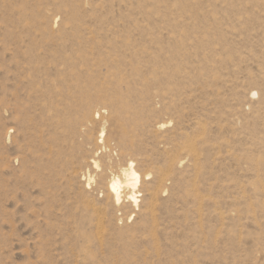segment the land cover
I'll return each mask as SVG.
<instances>
[{
	"label": "rangeland",
	"instance_id": "374dc122",
	"mask_svg": "<svg viewBox=\"0 0 264 264\" xmlns=\"http://www.w3.org/2000/svg\"><path fill=\"white\" fill-rule=\"evenodd\" d=\"M121 128L186 151L154 223L85 188ZM0 264H264V0H0Z\"/></svg>",
	"mask_w": 264,
	"mask_h": 264
},
{
	"label": "bare ground",
	"instance_id": "6f19581e",
	"mask_svg": "<svg viewBox=\"0 0 264 264\" xmlns=\"http://www.w3.org/2000/svg\"><path fill=\"white\" fill-rule=\"evenodd\" d=\"M90 105V104H89ZM83 106V105H82ZM81 106V107H82ZM88 106V104H87ZM86 106V107H87ZM113 106V105H112ZM79 107V106H77ZM84 107V106H83ZM111 107V106H110ZM114 107V106H113ZM116 107V106H115ZM70 108V107H69ZM80 108V107H79ZM88 108V107H87ZM90 109V108H89ZM112 109V108H111ZM123 109V108H122ZM72 111V109H70ZM69 110V111H70ZM76 110V109H75ZM81 110V109H79ZM115 110V109H114ZM125 110V109H124ZM127 111V110H126ZM80 112V111H78ZM76 111V113H78ZM84 112V110H83ZM113 112V111H112ZM72 113V112H70ZM128 113V112H127ZM126 113V114H127ZM60 114V113H59ZM58 114V117H59ZM80 114V113H79ZM77 114V116L79 115ZM89 114V113H88ZM67 115V113H66ZM65 115V116H66ZM73 115V114H71ZM70 115V116H71ZM83 115V114H82ZM81 115V116H82ZM112 115H114L112 113ZM116 115V114H115ZM61 116V115H60ZM69 116V115H68ZM67 116V117H68ZM86 116V115H85ZM66 117V119H67ZM90 117V116H89ZM56 118V116H55ZM62 118V116H61ZM79 118L80 115H79ZM132 118V117H131ZM57 119V118H56ZM65 118H62V120ZM72 119L74 120L73 116ZM71 119V120H72ZM82 119V118H81ZM83 119H84V115H83ZM82 119V120H83ZM89 119V118H88ZM125 119V118H124ZM128 119V117L126 118ZM69 120V119H68ZM87 120V119H86ZM91 120V119H90ZM131 120V119H130ZM129 120V121H130ZM59 121V120H58ZM128 121V120H126ZM66 122V121H64ZM71 122V121H70ZM75 122V120H74ZM80 122V121H79ZM131 122V121H130ZM54 123V122H53ZM56 123H59L56 121ZM134 123V122H133ZM75 124V123H74ZM77 124V123H76ZM79 124V123H78ZM88 124V123H86ZM132 125V123H130ZM58 125V124H57ZM66 125V123H65ZM70 125V124H69ZM68 125V127H70ZM80 125V124H79ZM83 125V124H82ZM90 125V124H89ZM124 125V123H123ZM135 125V123H134ZM54 126V125H53ZM52 126V127H53ZM61 126V124H60ZM59 126V128H60ZM63 126V125H62ZM85 126V124H84ZM65 127V126H64ZM72 127V126H71ZM76 127V126H75ZM74 127V128H75ZM66 128V127H65ZM79 128V127H78ZM62 129V128H61ZM72 129V128H71ZM86 129V128H85ZM89 129V128H88ZM118 129V128H116ZM121 132L123 136L122 142L120 144L117 145V148H113L111 146V140L106 137L105 135H102V140L100 141L98 138L97 140L100 141L101 146L97 147L98 151L100 150V154H102L98 160H94V157H91L92 159H88L90 160L89 163L90 165L93 166L94 169H96L99 173H100V178L98 181H96L94 183L93 181V177H90L89 174L87 175L85 181V188L87 190H91L99 192L102 194V196L100 197H104L107 201H109L107 204L109 205L110 208H112L114 210L115 213L121 212L119 215L121 216H125L126 219H131L132 221H134L137 216L140 217L142 219V217L144 216L146 219L150 220L152 223L155 222V210H156V201L158 200L159 195L162 193H167L168 191V187L166 186V182L168 181H172V183L174 182V184H178L177 179H172L171 178V174L172 172L180 165L182 164V155L185 154V149L183 148L182 150L180 149H175L174 151L171 150L174 155L171 156L170 160L166 161V164L164 165V168L161 169L159 171L158 169V173L157 176L151 177L150 173H145L144 175H141L139 173V171L136 169L135 166V162L133 161V158L131 160V158L127 159L126 161H124L122 164H118L119 161L115 160L112 158V152L114 153V151L117 149V152H120L121 154L124 155V153L126 151H128L130 148H132V146H130V141L128 138V135H126V132L123 128H121ZM55 131H57L56 129H54ZM59 130V129H58ZM75 130H73L74 132ZM81 131V129H80ZM79 131V132H80ZM86 131V130H85ZM129 131V130H128ZM133 131V130H132ZM62 132V131H61ZM69 133V131H67ZM78 132V131H77ZM82 132V131H81ZM66 133V132H65ZM76 133V132H75ZM131 133V130H130ZM134 133V131H133ZM85 134V133H84ZM102 134V133H101ZM71 135V134H70ZM74 135V134H73ZM72 135V136H73ZM134 135V134H133ZM136 135V133H135ZM68 136V135H66ZM65 136V137H66ZM76 136V135H75ZM80 136V134L78 135ZM83 136V135H82ZM131 136V135H130ZM71 137V136H70ZM77 137V136H76ZM76 137H74L72 140H74ZM118 137V136H116ZM134 138V137H133ZM132 138V139H133ZM64 139V137H63ZM69 139V137L67 138ZM65 139V140H67ZM87 139V138H86ZM131 139V138H130ZM137 139V138H136ZM61 140V139H60ZM64 140V141H65ZM79 140V139H77ZM63 141V140H61ZM70 141V139H69ZM82 141V140H81ZM117 141V140H116ZM119 141V138H118ZM60 142V141H59ZM68 142V141H67ZM133 142V141H132ZM131 142V143H132ZM80 143V141H79ZM114 143V142H113ZM60 144H62L60 142ZM68 145V143H66ZM75 144V143H74ZM93 144V143H92ZM98 144V143H97ZM65 145V144H64ZM66 145V146H67ZM72 145V143H71ZM78 145V144H77ZM132 145V144H131ZM135 145V144H134ZM70 146V144H69ZM75 145H73L74 147ZM115 146V145H114ZM71 147V146H70ZM90 147V146H89ZM96 147V146H95ZM136 147V146H135ZM86 148V147H85ZM174 148H176L174 146ZM180 148V147H178ZM71 149V148H70ZM77 149V148H76ZM82 149V146H81ZM87 149V148H86ZM91 149V148H90ZM134 149V148H133ZM88 151V150H87ZM125 151V152H124ZM190 151V150H189ZM64 152V151H63ZM91 152V151H90ZM96 152V151H95ZM124 152V153H123ZM192 152V151H191ZM93 153V152H92ZM97 153V152H96ZM58 154V153H57ZM64 154V153H63ZM89 154V153H87ZM98 154V153H97ZM115 154V153H114ZM60 155V154H59ZM130 155V154H129ZM194 155V154H193ZM118 156V154H117ZM126 156V155H125ZM131 157V156H130ZM133 157V156H132ZM82 159V158H81ZM123 159V158H122ZM126 159V158H125ZM169 159V158H167ZM185 159V158H184ZM120 160V159H119ZM135 160V159H134ZM84 161V160H83ZM185 161V160H184ZM178 165V166H177ZM154 170V169H153ZM74 171V170H73ZM97 172V173H98ZM150 172V171H149ZM156 173V172H154ZM153 173V175H154ZM71 174V173H70ZM73 174V173H72ZM181 175V173H180ZM150 176V177H149ZM95 177V176H94ZM98 177V176H97ZM174 177V176H173ZM181 177V176H180ZM96 180V178H95ZM92 183H94V185H92ZM181 183V182H180ZM179 183V184H180ZM182 183L183 179H182ZM173 184V185H174ZM177 187H179L178 185H176ZM175 186V187H176ZM182 186V185H180ZM183 187V186H182ZM165 195V194H164ZM141 198L140 200H138V198ZM103 198V199H104ZM105 200V202H107ZM106 205V204H105ZM108 207V206H107ZM111 209V210H112ZM142 221V220H141ZM135 223V222H134ZM149 223V221H148ZM147 223V224H148ZM157 223V222H156ZM144 224V223H143ZM146 224V223H145ZM143 226V225H142ZM146 226V225H145ZM148 226V225H147ZM120 234V233H119ZM123 234V233H122ZM121 236V234H120Z\"/></svg>",
	"mask_w": 264,
	"mask_h": 264
}]
</instances>
